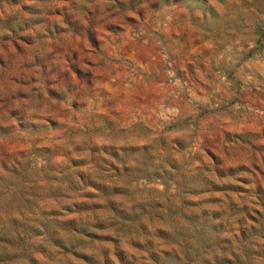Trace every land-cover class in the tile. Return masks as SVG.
Listing matches in <instances>:
<instances>
[{
    "label": "rangeland",
    "instance_id": "374dc122",
    "mask_svg": "<svg viewBox=\"0 0 264 264\" xmlns=\"http://www.w3.org/2000/svg\"><path fill=\"white\" fill-rule=\"evenodd\" d=\"M0 264H264V0H0Z\"/></svg>",
    "mask_w": 264,
    "mask_h": 264
}]
</instances>
